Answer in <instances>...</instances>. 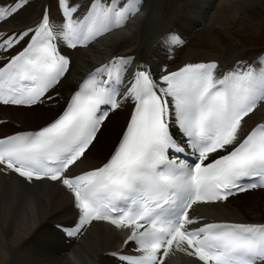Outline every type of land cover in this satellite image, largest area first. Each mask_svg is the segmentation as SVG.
Returning <instances> with one entry per match:
<instances>
[{"label":"snow or ice","instance_id":"snow-or-ice-1","mask_svg":"<svg viewBox=\"0 0 264 264\" xmlns=\"http://www.w3.org/2000/svg\"><path fill=\"white\" fill-rule=\"evenodd\" d=\"M31 6L0 5V105L51 115L0 136V174L65 189L75 218L58 228L69 237L94 222L123 233L116 264H168L177 251L193 264H264V223L192 215L264 187V117L249 124L264 111V57L155 72L113 55L73 83L71 53L126 27L143 0H48L31 24L6 27ZM165 40L167 55L183 34L170 29ZM125 109L109 152L81 168Z\"/></svg>","mask_w":264,"mask_h":264},{"label":"bare ground","instance_id":"bare-ground-1","mask_svg":"<svg viewBox=\"0 0 264 264\" xmlns=\"http://www.w3.org/2000/svg\"><path fill=\"white\" fill-rule=\"evenodd\" d=\"M169 1L168 9L161 10L158 0H143L142 9L126 27L105 36L90 47L73 51L71 56L74 67L70 80L75 83L94 65L117 54H133L137 61L151 62L153 57L157 58L158 61L152 60V65L158 69L165 62L164 56L169 58L166 48L162 49L161 38L170 29L182 33L188 40L186 45L176 49L175 59L170 62L171 68L184 63L215 59L220 66L227 68L238 58L229 55L225 49L216 53L209 51L212 47L215 49L226 46L221 44L222 37L212 34L211 29L234 24L232 22L235 21L236 14L258 5L256 0ZM47 2L48 0H32L31 8L6 27L31 24ZM200 40L209 44H201ZM58 91L63 97L69 94L70 88L65 85ZM126 113L125 109L111 118L112 121L116 117V128L111 126L102 135L105 136L102 142L92 148L88 159L80 165L81 168L98 164L109 152L125 121ZM50 115L51 111L47 106L31 110L0 106V117L19 123L21 128L18 129L36 128ZM262 117L264 111L257 112L249 120V124ZM3 126L0 136L11 133L8 132L12 129L11 124L0 127ZM201 209L205 211L200 212L201 215L215 219L264 222V191H246L243 195L230 198L227 205H201L198 210ZM74 218L69 195L60 185L29 184L12 174H0V264H115L104 253L118 247L121 236L109 226L94 222L76 241L68 244L52 227V223L72 222ZM189 259V256L177 251L173 258L175 263L168 264H193V260Z\"/></svg>","mask_w":264,"mask_h":264},{"label":"rangeland","instance_id":"rangeland-1","mask_svg":"<svg viewBox=\"0 0 264 264\" xmlns=\"http://www.w3.org/2000/svg\"><path fill=\"white\" fill-rule=\"evenodd\" d=\"M174 1L177 2V0ZM158 2L161 5V10L168 9V4L170 3L169 0H158ZM256 3L258 5L247 9L245 12H238L236 14L237 17L235 18V21L232 22L234 24L228 26L224 24L225 27L216 26L211 29L212 34L220 35L222 37L220 38L221 44L228 46V48H226V46H221L215 49L213 47L210 48L209 46V51L211 53L221 52L225 49L229 52L228 54L233 57L239 56L240 58H250L251 56L253 57L258 54L260 51H264V0H256ZM201 41L202 40H200L201 44H209L207 41ZM115 120L116 117H114L107 125V129L111 126L113 129L116 128L114 123L116 122ZM17 128V126H14L11 130H16ZM2 130H4V126L0 127V131ZM11 130L8 132H11ZM105 133L103 135H105ZM104 137L105 136L100 137L101 140H99V143L100 141L102 142ZM239 199H242V197Z\"/></svg>","mask_w":264,"mask_h":264}]
</instances>
